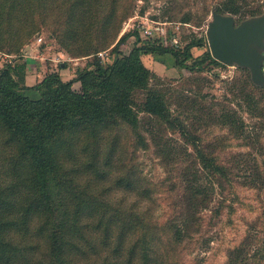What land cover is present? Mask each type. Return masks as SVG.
Wrapping results in <instances>:
<instances>
[{
    "label": "rangeland",
    "instance_id": "rangeland-1",
    "mask_svg": "<svg viewBox=\"0 0 264 264\" xmlns=\"http://www.w3.org/2000/svg\"><path fill=\"white\" fill-rule=\"evenodd\" d=\"M217 1L0 0V68L31 46L49 69L53 63L69 65L63 72L69 77L92 61V54L80 55L96 47L97 57L107 61L120 37L133 31L138 38L127 35L118 46L123 55L154 39L181 49L206 40ZM232 16L235 24L250 18ZM190 51L197 57L209 47L206 42ZM141 60L152 72L147 89L161 95L164 116L144 111L147 90H136V124L117 117L97 137L88 131L67 135L55 175L65 183L66 200L97 207L91 219L112 217L117 229L127 223L135 236L149 233L161 264H264V86L235 64L190 72L177 68L170 54H143ZM7 140L0 132L2 201L19 225V239H39L43 251L41 210L31 206L23 214L39 194L26 162ZM187 216L193 222L177 244L171 225L181 227ZM97 231L91 235L94 248L81 251V264H102L111 256L114 237L101 245Z\"/></svg>",
    "mask_w": 264,
    "mask_h": 264
},
{
    "label": "trees",
    "instance_id": "trees-1",
    "mask_svg": "<svg viewBox=\"0 0 264 264\" xmlns=\"http://www.w3.org/2000/svg\"><path fill=\"white\" fill-rule=\"evenodd\" d=\"M213 10L220 14L254 17L264 13V0H220ZM196 17L200 19L199 14ZM127 35L138 38L136 31L121 36L110 49L107 61L97 57L96 47L80 55L92 54V61L82 67L77 66L75 76L66 81L59 73L49 72L38 83L25 85L26 71L35 61L23 54L0 68V132L8 135L10 141H7H12L13 148L20 154L19 158L26 162L28 174L39 194L38 202H31L23 214L30 211L31 206H37L44 218L40 223L43 229L40 237L44 244L42 251L38 248L41 245L39 239L37 242H30L33 239H29L26 243L19 239L16 231L21 230L17 221L13 223L8 218L9 210L2 201L3 190H0V264H81V251L94 248L91 235L95 236L99 229L102 231L101 245L106 239L111 242L114 237L111 256L102 264L162 263L156 239L149 233L142 231L135 236L127 228V223L119 225L117 229L118 223L112 217L91 219L98 214V208L79 204L72 206L66 200L70 198L69 195L62 190L65 183L59 176V179H55L61 167L58 155L67 135L88 131L97 137L103 132L107 121L117 117L136 124L137 118L132 109L134 91L147 90L143 110L158 117L164 116L161 95L147 89L153 75L141 60L143 54H170L177 68L190 72L221 64L208 51L193 57L190 49L204 47L207 41L203 38L181 49L175 45L164 46L154 39L146 41L144 46L134 44L129 53L123 55L118 46L126 40ZM22 43L23 40L19 38L14 46L20 48ZM65 66L66 63L63 68ZM75 82H79V90L73 88ZM28 89L36 90L39 97L29 98L25 94ZM162 152L167 153L164 145ZM194 189L197 199L201 196L200 188L196 185ZM202 200L205 202V199ZM189 205H192L191 201ZM192 222V217L187 216L181 227L171 225L175 243L183 241Z\"/></svg>",
    "mask_w": 264,
    "mask_h": 264
},
{
    "label": "water",
    "instance_id": "water-1",
    "mask_svg": "<svg viewBox=\"0 0 264 264\" xmlns=\"http://www.w3.org/2000/svg\"><path fill=\"white\" fill-rule=\"evenodd\" d=\"M206 40L215 60L249 69L251 81L264 86V14L235 24L232 15L213 10Z\"/></svg>",
    "mask_w": 264,
    "mask_h": 264
},
{
    "label": "crops",
    "instance_id": "crops-1",
    "mask_svg": "<svg viewBox=\"0 0 264 264\" xmlns=\"http://www.w3.org/2000/svg\"><path fill=\"white\" fill-rule=\"evenodd\" d=\"M33 46V45H32ZM26 56L35 60L34 63H32V65H30V68L26 71V75H25V85L27 86H32L36 83H38L40 80H42V78H44L49 72H57L59 73V75L61 76L62 80L66 81L69 80L71 78H73L75 76L74 71L72 72L71 75H69V77H64L63 76V72L65 70H67V68L69 67V65L64 67V63L61 64V68H56V65L53 63V59H51L52 63L51 64V68L49 69L48 66L44 63V59L42 57H39L35 54V49L33 47H29L27 49L26 52ZM39 64L41 65V69L42 72L39 73L40 71H38V66ZM74 65V63H72ZM77 66V65H75ZM74 84H78L77 86H79V82H75ZM78 88V87H77ZM25 94L31 98V99H37L39 97V94L36 90L33 89H28L25 91Z\"/></svg>",
    "mask_w": 264,
    "mask_h": 264
},
{
    "label": "built area",
    "instance_id": "built-area-1",
    "mask_svg": "<svg viewBox=\"0 0 264 264\" xmlns=\"http://www.w3.org/2000/svg\"><path fill=\"white\" fill-rule=\"evenodd\" d=\"M5 57H9V56H5ZM10 59H8V61L7 62H11V60H12V57H9Z\"/></svg>",
    "mask_w": 264,
    "mask_h": 264
}]
</instances>
